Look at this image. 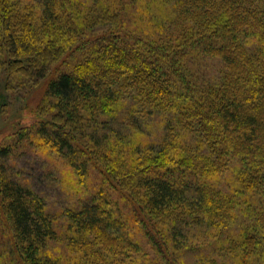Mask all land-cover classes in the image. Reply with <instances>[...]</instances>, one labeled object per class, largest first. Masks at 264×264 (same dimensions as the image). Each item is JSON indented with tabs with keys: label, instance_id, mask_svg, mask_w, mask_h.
Returning <instances> with one entry per match:
<instances>
[{
	"label": "trees",
	"instance_id": "trees-1",
	"mask_svg": "<svg viewBox=\"0 0 264 264\" xmlns=\"http://www.w3.org/2000/svg\"><path fill=\"white\" fill-rule=\"evenodd\" d=\"M33 1L39 18L28 13L9 23L10 0H0L7 29L0 55L8 56L10 68L28 72L18 61L33 65L41 55L34 67L43 78L46 62H60L46 89L56 100V118L40 121L29 135L40 139L35 147L54 150L74 169L86 163L97 169L103 183L98 195L120 197L129 209L126 222L138 227L147 249L105 199L67 209L58 232L41 199L0 165V264H82L70 263L77 253L87 254L89 264L107 256L120 264H180L174 252L188 248L193 238H182L190 228L197 229L201 249L215 247L197 264H264V0L149 2L159 28L160 20L177 27L187 15L193 28L175 44L126 29L131 1L89 37L71 25L76 20L68 1ZM53 38L59 46L50 54ZM125 102L133 110L123 122L158 115L166 129L156 142L144 143L131 141L132 135L123 141L124 133L115 130L122 146L108 166L94 155L106 160L115 147L94 142L96 132L83 124L88 116L115 120ZM130 121L135 136L142 134ZM82 129L84 143L76 138ZM9 151L0 148V160ZM61 242L71 256L46 253Z\"/></svg>",
	"mask_w": 264,
	"mask_h": 264
},
{
	"label": "rangeland",
	"instance_id": "rangeland-1",
	"mask_svg": "<svg viewBox=\"0 0 264 264\" xmlns=\"http://www.w3.org/2000/svg\"><path fill=\"white\" fill-rule=\"evenodd\" d=\"M66 1H68L67 4L72 11H70L71 16L76 20L71 25L84 32L85 37L97 36L103 32L107 25L101 22L105 20V17L114 11H119L118 8L121 7V4L127 5L128 1H131L132 7L129 9L130 13L126 15L125 27L134 34H148L149 36H154L156 41L163 44H175V39L179 35H183V32L187 29L193 28L187 19V15H183L177 27L170 25L166 27V21L160 20L163 25L162 28H159V25H156V21L150 19L153 11L148 3L152 2L151 5H153L155 0ZM10 4L7 10L9 23L11 18L16 22L24 14L28 13H32L34 16H38V18L40 16V6L33 0H10ZM146 5L147 8H145ZM131 11H134L135 14L133 15ZM139 11H142V13H137ZM143 11L148 14L147 17L144 16ZM141 15H143V18L140 17ZM2 17L3 15L0 14V44L3 43V33L7 31L6 21H3ZM86 27L92 28L83 31L82 29ZM58 44L59 41L54 40V38L49 40L48 50L50 54L53 52L51 49L58 48ZM40 58L41 55L35 56L33 65L18 61L23 65V68L31 69L28 72H21L16 68H10L8 56H4L3 53L0 55V148H9L10 150V155L6 159L0 160L2 161L0 165L4 167L5 173L12 181L22 187L29 188L41 199L44 204V211L51 218L58 232L63 231L67 209L75 208L86 202H95L98 199L102 201L105 199L106 205L110 208L111 212L115 211V208L117 209L116 216L125 224L128 234L139 241L141 246L144 247L143 249L146 250L145 240L138 227L130 220L127 222L125 220L126 214L129 215L127 205L120 200L117 194L106 193L104 195V193H101L98 195V191L101 189L103 183L97 169L86 162H84L86 165L80 166L79 170L74 169V167L68 164L66 158L54 152V150L48 149L46 146L39 147L40 149L35 147L36 144L41 145L40 139L38 140V138H33L29 135V129L36 126L40 121L52 123V120L57 115L54 106L56 100L46 95V89L48 79L56 72L57 65L55 64L60 63H55L52 60L47 65L48 63L46 62L44 67L47 69V76L45 75L42 78L40 77L42 71L34 67L36 59ZM132 110V105L125 102L119 109V112L113 117L115 119L113 121L111 120L112 118L102 116H88L86 118L83 125L88 132H96L94 142L96 139L99 140V143L103 142L102 145L105 149L107 147H115L113 151L107 150L105 153L107 155L106 160H103L98 155H94L95 159L105 162L108 166L117 160L114 152L122 145L119 143V138L113 136L115 130L124 133V136H122L123 141L131 140L130 135H132L131 141L139 140L138 142L142 143L156 142L162 135L163 128L166 129L164 116L154 115L144 120L141 119V121H137L136 116H132L134 119L123 122L122 120L130 115ZM129 121L130 123L137 122L136 126L139 127V131L143 135L138 134V136H135L134 133L137 132H133L130 127L126 126V123ZM83 130L77 131L80 135H77L76 138L79 141L82 140L81 142L84 143L87 137H82ZM18 134L21 137L20 140L17 138ZM103 171L102 169L101 172ZM225 185L226 181L223 180L220 185L221 189L225 190ZM243 220L240 217L238 221L239 226L243 225ZM198 236L199 234L195 228L193 230L190 228L187 230V235H183L182 242L190 238H193V240L188 242V248L185 247L184 250L174 252L180 264H197V261L203 259L208 254H215L214 246L201 249L202 247L197 245L195 239H198ZM46 253L49 255L71 256L69 254L70 251L68 250L67 253V248L62 242L51 243L46 248ZM82 254L77 253V256H74L75 259L70 261V263L76 260L81 261L82 264H89L88 255ZM129 261L130 259L126 260V263ZM64 263L66 264L65 260L62 264ZM93 264H120V259L107 256V260Z\"/></svg>",
	"mask_w": 264,
	"mask_h": 264
}]
</instances>
